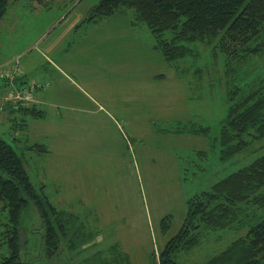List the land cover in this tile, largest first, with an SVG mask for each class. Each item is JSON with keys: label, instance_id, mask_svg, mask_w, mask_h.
<instances>
[{"label": "rangeland", "instance_id": "rangeland-1", "mask_svg": "<svg viewBox=\"0 0 264 264\" xmlns=\"http://www.w3.org/2000/svg\"><path fill=\"white\" fill-rule=\"evenodd\" d=\"M99 1L19 0L0 21V138L36 193L77 220L75 247L62 241L47 257L30 202L19 224L24 264H83L112 246L129 264H153L182 228L189 199L264 155V138L225 161L218 144L228 94L261 85L264 51L233 59L209 38L184 44L190 52L170 64L132 10L88 23ZM15 58L19 89L37 86L22 108L34 105L42 117L10 110L19 107L1 77ZM201 128L206 136L187 134ZM243 235L203 232L197 248L173 260L201 264Z\"/></svg>", "mask_w": 264, "mask_h": 264}, {"label": "trees", "instance_id": "trees-1", "mask_svg": "<svg viewBox=\"0 0 264 264\" xmlns=\"http://www.w3.org/2000/svg\"><path fill=\"white\" fill-rule=\"evenodd\" d=\"M17 1L0 0V21L9 3ZM120 9L133 11L136 21L150 31L154 49L170 64L190 52L184 44L204 42L209 38L217 39L219 50L233 59L245 61L264 51L260 45L264 33V0H100L86 21L110 18ZM167 31L174 34L169 41L164 39ZM14 82L18 89L24 84L22 77ZM263 83L264 80L261 85L253 86L246 95L239 88L228 94L226 116L218 136L221 161L240 154L264 138ZM10 110L33 118L42 117V112L34 105ZM187 132L206 136L208 129ZM30 202L38 212V231L46 256L55 255L62 241L73 249L76 217L54 207L36 193L21 158L0 138V226L4 228L2 236L7 250L0 255V264H24L19 224L21 212ZM162 227L168 228L167 218L162 220ZM223 229L242 230L244 235L201 264H264V155L219 180L209 191L189 199L182 228L167 241L153 264H177L174 255L197 248L203 232ZM83 264H129V261L112 246L105 257L94 256Z\"/></svg>", "mask_w": 264, "mask_h": 264}, {"label": "built area", "instance_id": "built-area-1", "mask_svg": "<svg viewBox=\"0 0 264 264\" xmlns=\"http://www.w3.org/2000/svg\"><path fill=\"white\" fill-rule=\"evenodd\" d=\"M17 61H19L18 58H15L14 60L6 64L7 69L4 71V75L1 77L2 80L8 83V86L11 88V92L13 93V97L15 95L14 101L16 102V105L13 106H15L16 108L17 105L18 107H20L25 104L28 105L30 102H32L33 91H35L37 88L36 85H27L24 89H18L16 85H14V80L15 78H17L16 74L19 70ZM10 65L12 66L9 67Z\"/></svg>", "mask_w": 264, "mask_h": 264}, {"label": "crops", "instance_id": "crops-1", "mask_svg": "<svg viewBox=\"0 0 264 264\" xmlns=\"http://www.w3.org/2000/svg\"><path fill=\"white\" fill-rule=\"evenodd\" d=\"M22 81H25V80L22 79Z\"/></svg>", "mask_w": 264, "mask_h": 264}]
</instances>
